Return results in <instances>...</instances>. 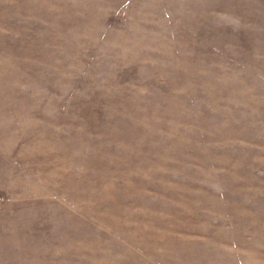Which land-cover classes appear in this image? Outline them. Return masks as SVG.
<instances>
[{
  "label": "rangeland",
  "instance_id": "rangeland-1",
  "mask_svg": "<svg viewBox=\"0 0 264 264\" xmlns=\"http://www.w3.org/2000/svg\"><path fill=\"white\" fill-rule=\"evenodd\" d=\"M0 264H264V0H0Z\"/></svg>",
  "mask_w": 264,
  "mask_h": 264
}]
</instances>
